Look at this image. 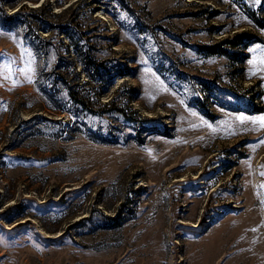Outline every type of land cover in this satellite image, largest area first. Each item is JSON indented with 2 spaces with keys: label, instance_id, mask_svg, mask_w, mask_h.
I'll use <instances>...</instances> for the list:
<instances>
[{
  "label": "rangeland",
  "instance_id": "1",
  "mask_svg": "<svg viewBox=\"0 0 264 264\" xmlns=\"http://www.w3.org/2000/svg\"><path fill=\"white\" fill-rule=\"evenodd\" d=\"M261 48L264 0H0V264H264Z\"/></svg>",
  "mask_w": 264,
  "mask_h": 264
},
{
  "label": "snow or ice",
  "instance_id": "2",
  "mask_svg": "<svg viewBox=\"0 0 264 264\" xmlns=\"http://www.w3.org/2000/svg\"><path fill=\"white\" fill-rule=\"evenodd\" d=\"M251 51L253 53H255L257 51V49L254 48V49H251ZM259 52H260V63L262 65H264V48L259 49ZM0 55H2V54H0ZM23 58H24V54L21 55V62H23ZM250 62H255V61L253 60V61H250ZM10 63H14V62L13 61L7 62L4 65L5 68H7ZM28 63H29V67L27 69L26 75L31 73L30 62H28ZM262 70H264V69H262ZM16 72L25 73V69L17 68ZM9 75H11V72H9ZM235 119L238 120L241 124H243L246 121H248L250 118L246 117L244 115H239ZM251 123H253L254 125H259L260 129H264V115H261V116H259L257 118H251ZM209 127H211V125H209ZM232 134H235V133H232ZM258 144H264V138H262L260 141H258ZM262 167H264V166H262ZM261 175H264V172H262ZM0 243H3V240H0Z\"/></svg>",
  "mask_w": 264,
  "mask_h": 264
},
{
  "label": "bare ground",
  "instance_id": "3",
  "mask_svg": "<svg viewBox=\"0 0 264 264\" xmlns=\"http://www.w3.org/2000/svg\"><path fill=\"white\" fill-rule=\"evenodd\" d=\"M257 153H255L254 155H253V157H252V167L254 168V171L256 170V168L262 163V161H264V146L262 147V148H260L259 150H257L256 151ZM255 174V173H254ZM254 176V175H253ZM192 177H193V175H192ZM196 176H194V178H195ZM258 177V176H257ZM174 179H176V178H174ZM180 179V181L181 180H183V178L181 177V178H179ZM263 180L264 179V177L262 176L261 178H260V180ZM257 180L258 179H256V176H255V179H254V183L256 184L257 183ZM178 182H179V180H178ZM140 185V184H139ZM174 186V185H173ZM258 192V196H259V198H258V200L260 201V205H262L261 206V208L263 209V213H261L262 215H263V217H264V195L261 193V191L259 190V191H257ZM237 206V205H236ZM263 226H264V221H263ZM261 224V225H262ZM235 245V244H234ZM233 245V246H234ZM232 246V245H231ZM244 252H245V250H244ZM224 262V261H223ZM219 263V262H218Z\"/></svg>",
  "mask_w": 264,
  "mask_h": 264
},
{
  "label": "trees",
  "instance_id": "4",
  "mask_svg": "<svg viewBox=\"0 0 264 264\" xmlns=\"http://www.w3.org/2000/svg\"><path fill=\"white\" fill-rule=\"evenodd\" d=\"M84 62H85L86 67L88 68V70H90V72H91V69L96 68L94 63H92V61H90L89 59L88 60L86 59ZM118 73L123 74L121 71H119ZM71 94H72V96L75 95V93H73V92Z\"/></svg>",
  "mask_w": 264,
  "mask_h": 264
}]
</instances>
